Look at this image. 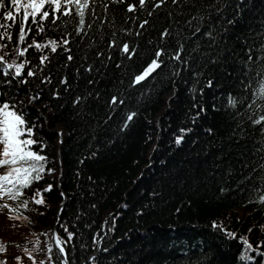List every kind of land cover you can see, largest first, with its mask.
Masks as SVG:
<instances>
[{"label": "trees", "instance_id": "obj_1", "mask_svg": "<svg viewBox=\"0 0 264 264\" xmlns=\"http://www.w3.org/2000/svg\"><path fill=\"white\" fill-rule=\"evenodd\" d=\"M127 4L138 0H98L96 16L86 17V35L74 34V22L59 29L46 23L39 35L33 27L28 43L72 33L69 51L29 49L21 59L30 60L37 74L25 84L0 86L6 93L0 100L22 106L30 123L43 114L35 132L55 169L33 185L43 190L51 184L52 190L44 193L45 205L30 201L28 210H20L27 220L0 209V261L6 264H18V256L32 264L23 250L37 238L41 251L32 255L36 264L45 261L52 234L67 240L65 228L74 234L66 248L69 264H91V257L96 264H241L243 239L264 251V204L249 202L252 190L264 184V152L257 151L264 135L249 120L261 109H249L251 92L241 83L264 67L258 58L264 55V0H166L135 13L126 11ZM143 20L149 23L140 29ZM197 26L201 32L194 37ZM165 30L170 34L162 37ZM113 38L118 47L110 48ZM124 43L136 49L131 59L120 51ZM181 43V61L169 59ZM158 49L166 53L162 66L134 85ZM41 54L49 57L42 66ZM45 77L50 83H42ZM229 95L237 99L235 108ZM113 96L117 104L110 107ZM77 97L82 99L74 103ZM31 195L26 191L22 199ZM98 234L107 251L94 247ZM249 254L254 264H264ZM53 261L59 264L55 250Z\"/></svg>", "mask_w": 264, "mask_h": 264}, {"label": "snow or ice", "instance_id": "obj_2", "mask_svg": "<svg viewBox=\"0 0 264 264\" xmlns=\"http://www.w3.org/2000/svg\"><path fill=\"white\" fill-rule=\"evenodd\" d=\"M98 0H0V76L3 77L0 80V86H11L14 80L20 84L28 83V77H33L37 73L30 67L31 61L28 59H21L26 57V53L29 49H35L37 52H42L45 49L50 50L51 53H57L58 48H62L64 51H69L68 45L70 43V37L72 33L66 31L61 36L60 40L56 39L48 40L45 43H39L34 38L31 43H28L29 35L35 32L37 35L43 34L46 31V23H50L52 28L59 29L62 24L74 22V34L76 36L86 35V17L96 16V6ZM117 3H126V0H115ZM153 4V8H159L166 0H138V4H127L126 11L129 13H135L137 8L143 9L148 3ZM179 0H172V3L176 4ZM105 11L107 10V3H104ZM219 11V9H218ZM148 15H152L151 12ZM68 18V19H65ZM194 20L204 21V17H193ZM234 21H229L233 23ZM148 20H143L139 24V28L143 29ZM191 24V21L189 22ZM19 26V31L15 32V29ZM91 23L87 24V28H91ZM201 32V28L197 26L192 33L195 37ZM13 34L16 36V43L13 44ZM137 32L136 35H140ZM170 33L165 30L162 33V37L169 35ZM211 36V32L206 33ZM12 45L11 51H4ZM110 48L118 47V43L113 40L108 45ZM120 51L126 54L129 59L136 53L135 48H130L128 43H124L119 46ZM264 53V42L259 50ZM183 52V44L178 45V51L169 57L171 60L181 61ZM248 60L252 61L251 55L252 49L248 50ZM15 56L9 62L6 57ZM164 49H158L154 53V58L150 63L142 70V72L134 77L133 84H139L146 78L151 76L157 69H159L163 60L162 56H165ZM264 60V55L258 57ZM48 55L41 54L39 56V65H44L48 62ZM71 60V55L68 56ZM119 67V65H118ZM25 69H27V75L25 76ZM42 71V68H41ZM88 71H91L89 67ZM49 82L50 77H45L42 83ZM62 84H66V80L60 81ZM91 83V81H90ZM245 90L251 92L252 100L249 103V109L259 108L260 114L254 112L249 120L252 124L260 127L261 134L264 135V67H261L260 71L256 73L254 79H246L241 81ZM54 96H58V93H54ZM6 93L0 92V97H5ZM32 100L39 99V95L31 98ZM82 98L77 97L74 103H79ZM171 99V97L169 98ZM120 104H123V100H119ZM117 104V97L113 96L110 100V107ZM228 104L235 108L237 99L231 95L228 97ZM136 114L132 113L126 116V123L124 128L128 126L127 122H131ZM41 116L36 118V121L29 122L26 119V115L22 106H17L11 102L10 99L0 100V209L8 208L10 218L15 220H27L28 217L23 216L20 212L21 209L28 210L29 202L31 201L35 205H45L44 193L52 190V185L49 184L45 189H34L33 185L44 178V175L52 174L55 169L49 168L51 163L48 157L43 154L46 145L36 135L35 129L37 127H43L38 121ZM45 121L47 117H43ZM181 136H178L175 140L177 145L182 143L183 130H181ZM62 135V133H58ZM62 143V141H61ZM259 152H264V143L257 149ZM264 159V156L261 157ZM264 169V165H261ZM32 191V195L29 198H24L26 191ZM253 197H250L249 202L264 204V184L254 188L252 190ZM63 196V193H61ZM7 201L15 202L16 207L13 208ZM126 207V206H124ZM43 213H41L42 215ZM138 214H142L138 213ZM112 220V229L115 227V220ZM107 223V221H106ZM214 228H222L221 225L213 223ZM261 231H264V226H261ZM67 234V240L62 239L59 234L53 233L51 240L47 243L46 260L40 261V264H55L53 261V250H55L56 258L59 264H69L68 252L66 248L68 244L73 240V233L69 232L67 228L64 229ZM251 231V229L249 230ZM43 235L47 236V233ZM228 237L236 238L232 232H227ZM103 237L94 239V247L97 251H107L100 247ZM264 243V242H262ZM39 238H37L33 248L30 250L27 247L24 248V254L32 261V264H36L33 252H39ZM242 255L240 256L241 264H254V258L250 255V252H255L256 257L264 258V251H258L254 246L248 242V240H242ZM5 251V246L0 244V252ZM18 264H22L21 257L15 258ZM91 264H96V257L90 258ZM0 264H6V261H0Z\"/></svg>", "mask_w": 264, "mask_h": 264}, {"label": "rangeland", "instance_id": "obj_3", "mask_svg": "<svg viewBox=\"0 0 264 264\" xmlns=\"http://www.w3.org/2000/svg\"><path fill=\"white\" fill-rule=\"evenodd\" d=\"M3 201H0V203H2Z\"/></svg>", "mask_w": 264, "mask_h": 264}]
</instances>
